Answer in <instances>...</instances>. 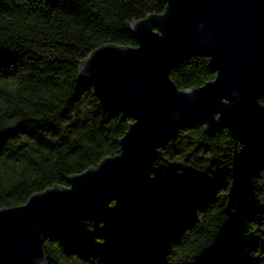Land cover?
<instances>
[{"label":"trees","instance_id":"obj_1","mask_svg":"<svg viewBox=\"0 0 264 264\" xmlns=\"http://www.w3.org/2000/svg\"><path fill=\"white\" fill-rule=\"evenodd\" d=\"M164 0H0V207L65 186L117 152L130 119L109 114L78 63L102 44L135 46L128 27ZM177 89L214 72L193 55L167 72ZM264 107V99L258 98ZM210 156L206 170L193 159ZM162 169L168 186L142 178ZM188 170L194 174H186ZM182 184V186H180ZM113 206L114 202H110ZM45 264H264V130L247 139L178 129L127 188L110 225L45 238Z\"/></svg>","mask_w":264,"mask_h":264},{"label":"water","instance_id":"obj_2","mask_svg":"<svg viewBox=\"0 0 264 264\" xmlns=\"http://www.w3.org/2000/svg\"><path fill=\"white\" fill-rule=\"evenodd\" d=\"M128 30L135 46L102 44L77 66L100 106L130 119L117 152L67 175L65 186L0 207V264H45V238L80 240L86 220L112 224L129 185L178 129L224 128L237 139L264 130V0H164L160 14ZM196 54L213 78L177 89L168 70Z\"/></svg>","mask_w":264,"mask_h":264},{"label":"rangeland","instance_id":"obj_3","mask_svg":"<svg viewBox=\"0 0 264 264\" xmlns=\"http://www.w3.org/2000/svg\"><path fill=\"white\" fill-rule=\"evenodd\" d=\"M210 162V156L206 157H197L193 159L192 164L194 168L197 167L199 170H206L208 168ZM186 174H194V171L188 170ZM144 186L147 188L149 185L154 183H161L166 186L169 184V180L165 175V172L162 169L156 168L149 171L143 178H142ZM182 186V184L180 185Z\"/></svg>","mask_w":264,"mask_h":264}]
</instances>
